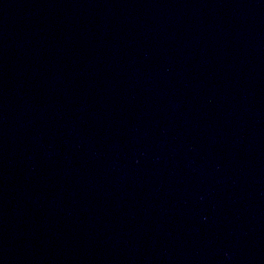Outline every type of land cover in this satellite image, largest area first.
Wrapping results in <instances>:
<instances>
[{"label":"water","instance_id":"95a60500","mask_svg":"<svg viewBox=\"0 0 264 264\" xmlns=\"http://www.w3.org/2000/svg\"><path fill=\"white\" fill-rule=\"evenodd\" d=\"M218 186L264 264V0H143Z\"/></svg>","mask_w":264,"mask_h":264}]
</instances>
